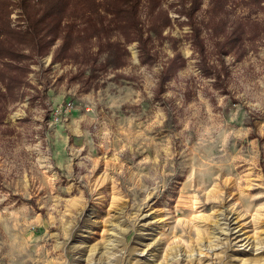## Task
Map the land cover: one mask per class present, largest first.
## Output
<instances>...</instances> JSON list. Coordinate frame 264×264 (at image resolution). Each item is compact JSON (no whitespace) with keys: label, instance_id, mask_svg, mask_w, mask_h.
<instances>
[{"label":"rangeland","instance_id":"rangeland-1","mask_svg":"<svg viewBox=\"0 0 264 264\" xmlns=\"http://www.w3.org/2000/svg\"><path fill=\"white\" fill-rule=\"evenodd\" d=\"M19 1L0 0V264H264V0H141L130 41L104 15L79 39L74 13L43 54L11 32Z\"/></svg>","mask_w":264,"mask_h":264},{"label":"trees","instance_id":"trees-1","mask_svg":"<svg viewBox=\"0 0 264 264\" xmlns=\"http://www.w3.org/2000/svg\"><path fill=\"white\" fill-rule=\"evenodd\" d=\"M140 1L141 0H20L19 5L27 25L22 30H11V32L20 39V42L30 43L32 46L31 51L43 54L46 52L49 44L47 40H44V35L55 37L57 29L62 27L61 20L63 18H69L75 13V18L78 17L85 25V27L77 30V38L80 39L84 31L88 39H90V37L102 39L100 33L104 31V20L102 19L104 16H110L109 22L121 32L126 41H130L134 39L131 35L133 33L131 30L137 32L136 35L139 36L140 29L137 26L139 25L138 9ZM101 10H103V13L100 12ZM0 16H2L5 23L6 19L4 17L6 14L2 11V15L0 14ZM66 23H68V21ZM163 23L165 22L163 21ZM5 24L7 25V22ZM68 26L70 25H66V28ZM160 27V24L154 23L151 26V30L156 32L159 31ZM107 37H109L108 34L103 36L107 41L105 51L107 54L106 60H114L119 57L120 49L119 46L113 47L110 38ZM139 41L141 44L145 42V40ZM63 49L64 46L60 48V51ZM123 50L125 54L126 50ZM11 51L12 53H17L14 50ZM172 62L175 63L176 61L171 60V65L173 64Z\"/></svg>","mask_w":264,"mask_h":264},{"label":"built area","instance_id":"built-area-1","mask_svg":"<svg viewBox=\"0 0 264 264\" xmlns=\"http://www.w3.org/2000/svg\"><path fill=\"white\" fill-rule=\"evenodd\" d=\"M73 108V104H72V102H70V101H66V104H65V106H64V108L63 109H61V111L59 112V113H64V114H66L68 111H70L71 109Z\"/></svg>","mask_w":264,"mask_h":264},{"label":"bare ground","instance_id":"bare-ground-1","mask_svg":"<svg viewBox=\"0 0 264 264\" xmlns=\"http://www.w3.org/2000/svg\"><path fill=\"white\" fill-rule=\"evenodd\" d=\"M226 217V216H225ZM226 221H227V219H226ZM227 225V224H226ZM226 230V229H225Z\"/></svg>","mask_w":264,"mask_h":264}]
</instances>
